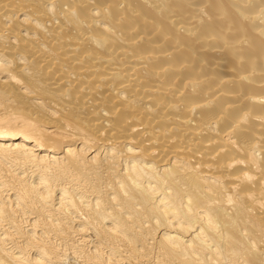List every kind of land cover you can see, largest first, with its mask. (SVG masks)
I'll list each match as a JSON object with an SVG mask.
<instances>
[{"label": "bare ground", "instance_id": "obj_1", "mask_svg": "<svg viewBox=\"0 0 264 264\" xmlns=\"http://www.w3.org/2000/svg\"><path fill=\"white\" fill-rule=\"evenodd\" d=\"M0 264H264V0H0Z\"/></svg>", "mask_w": 264, "mask_h": 264}]
</instances>
